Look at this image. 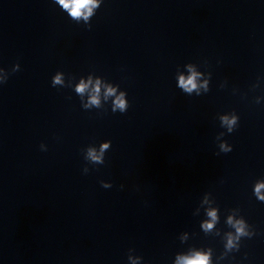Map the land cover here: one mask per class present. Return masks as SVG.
<instances>
[{
    "label": "clouds",
    "instance_id": "obj_1",
    "mask_svg": "<svg viewBox=\"0 0 264 264\" xmlns=\"http://www.w3.org/2000/svg\"><path fill=\"white\" fill-rule=\"evenodd\" d=\"M53 2L58 5L61 10L67 13V15L76 23H81V21L88 27L91 28V18L96 14V11L101 7L103 0H53ZM195 63L189 62L185 66L187 67L188 74L184 75L181 73L177 77V87L182 90L183 93L191 96L195 94L200 96L206 94L210 91V82L212 78V73L196 71ZM208 61H204V66L207 67ZM20 70V64L17 62L11 68V73L18 72ZM8 70L0 68V85L6 84L9 76L11 74ZM262 78H257V83L251 86L252 90L259 88L260 80ZM63 73L58 71L51 79L52 87L57 85H63ZM227 84V81L221 83L220 87L224 88ZM119 85L115 87L111 85L105 86L104 96L105 98L114 97L112 112L126 113L130 107L129 101L127 99V92L122 90L117 92ZM75 91L81 97L88 92L89 99L88 103L84 105V108H89L90 106L100 107V93H101V82L99 79L96 80L93 84L91 77L87 81L81 79L80 83L76 86ZM237 89L233 88V94L237 93ZM246 98V94H245ZM261 101H264V95H258L254 97V103L259 105ZM220 121V127L226 131L218 133L216 140L220 141L218 144L219 151L216 155L220 153H230L233 150V146L229 144L223 137L226 134L233 133L239 126L240 117L235 110L218 115ZM112 145L111 140H105L102 142L97 149L94 146L87 147L84 152V160L87 164L91 165H102L105 163V152L110 150ZM41 151H47V145L41 143ZM87 164L83 167V173L88 174L89 167ZM100 184L103 188L109 189L113 185L111 182H106L101 180ZM124 185H120V188L123 189ZM253 195L256 199L264 203V179H258L253 186ZM202 203H208L207 195H205ZM218 208L212 207L206 210L207 219L202 221L200 228L205 234L213 232L216 224L219 222ZM232 214H229L226 219L227 226L232 229L225 234V243L223 245L224 252L222 254L223 259L229 257V254L236 253L240 251L242 246V241L245 238L251 239L257 235L256 230L248 221L244 218L243 215L238 214L241 212L239 208L231 210ZM187 238V234L182 236L181 242ZM135 249L128 250L127 260L129 264H144L143 257L140 255H134ZM213 250L211 247L206 250H190L187 253L176 254L173 264H213L212 261ZM247 254L245 253V258ZM232 260H235V257H232ZM231 264V262H230ZM239 264V262H237Z\"/></svg>",
    "mask_w": 264,
    "mask_h": 264
}]
</instances>
